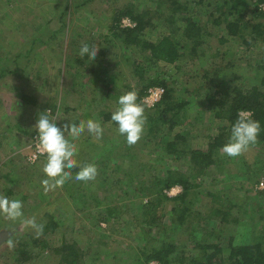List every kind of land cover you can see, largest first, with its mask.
<instances>
[{"label":"rangeland","instance_id":"374dc122","mask_svg":"<svg viewBox=\"0 0 264 264\" xmlns=\"http://www.w3.org/2000/svg\"><path fill=\"white\" fill-rule=\"evenodd\" d=\"M156 1L0 0V73L5 72L2 76L0 74V95L6 98L1 99L4 106L12 110L17 106L21 91L28 90L34 92L31 101L36 102V105L33 104V107L27 109L28 116L23 117V124L28 125L29 131L36 130L33 127L35 120L48 109L50 119L58 117L56 122L61 128L66 123L70 125L75 120L78 122L79 112L84 111L88 116L83 121L97 120L104 130L99 138L90 134L87 129L78 138L68 137L77 146L74 158L79 164L82 165L85 158L90 161L88 163L96 164L98 175L95 180L76 181L74 177L77 172L74 171L73 179L67 180L55 191L45 192L41 184L47 178L42 170L46 158H39L34 164L26 162L30 141L26 152L16 161L9 160L12 155L9 148L0 150V196L19 199L23 204L24 217L36 213L38 223L47 222L45 214H49L48 216L58 222V228L45 238L49 247L53 250L60 247L63 241H76V248L86 250L84 260L82 259L84 264L132 263L130 260H121L117 250L126 247L133 239H136L132 243L135 245L137 241L139 245L151 242L143 232L138 234L135 229L139 221L135 223L132 218L137 215L143 220L140 210L148 199L146 196L135 195L133 188L138 187V182L143 180L148 185L151 183L149 180L152 174L162 176L170 169L188 174L189 168H192L188 160V150L212 153L213 163H209L203 174L194 181L196 186L192 190L198 198L191 206L192 211L187 222L178 231L168 229V236L165 238L170 236L184 243L185 255L189 256L196 251L193 241L214 240L226 249L228 237L232 238L233 245H237L251 240L253 231L263 234L264 217L257 223L255 221L260 214H264V194L259 193L264 189H259L258 185L260 180L264 181V140L251 145L238 157L221 155L220 149L223 145L212 148L210 145L213 138L221 133V139L225 141L223 144L227 143L228 123L220 115H216L218 106H208L207 102L213 104L219 97L228 102L234 95L231 89L233 86L245 90L254 85L259 76L264 75V41L256 37L255 31H251L255 29L253 25L263 23L264 19L252 13L254 0H250L249 8L242 11V20L247 23L242 37H232L224 29L212 26L213 18L208 14L213 12L214 0H205V4L197 6L193 5L197 0H187L188 6L193 7L194 19L206 23L210 34L204 38L198 57L185 55L176 63L167 64L152 61L148 53L142 50L122 49L121 39L111 34L115 30L112 25L123 10L148 9L152 19L150 18V25L142 32V38L154 42L166 35L167 24L163 18L169 12L163 6L158 7ZM213 14L216 19L220 12L215 11ZM122 18L129 19L126 15ZM131 22L135 25V22ZM223 37L224 42L220 40ZM82 43L98 48L94 60L87 55V60L84 59L85 56L81 58L78 55ZM136 64L142 67V79L135 70ZM2 65L5 67L3 70ZM100 70L104 72L96 76L100 80L95 83L93 76ZM12 76H15V80L17 77L21 80V91L19 83L16 86L17 82L13 81ZM104 77L111 81L108 88L103 87ZM151 78L159 79L165 84V88H171L169 103L175 106L174 125L168 129V124H159L160 136L157 133H148L150 112L147 110L143 135L135 145L129 146L126 137L118 132V125L111 117L108 121L103 120L100 112L112 114L118 106L120 95L130 90L137 92ZM152 87L164 89L163 85ZM145 95L146 92L141 97V102ZM10 96L11 99L8 100ZM207 96H210L209 100ZM80 99L86 103L80 102ZM62 103L72 109L79 105L78 108L81 109L78 112L70 110L64 113ZM97 106L101 107L96 108ZM145 107L148 108L146 105ZM35 133L37 131L31 134ZM176 134L178 138H175ZM166 140H172L176 150L185 152L180 153L182 156L176 161L174 158L165 157L163 153ZM94 149L100 153L106 150L109 154L113 153V156L92 158ZM128 151L135 158L129 160L130 157H126ZM138 162L145 167L138 166ZM127 173H131L133 179H129ZM114 182L116 183L113 184ZM74 188L82 192L89 188L90 193L102 198L103 204L117 205L118 210L113 213L115 215L109 224L98 219L101 213L93 205L84 208L85 203L76 204L71 199L70 192ZM173 188L171 194H167L168 191L165 194L173 197L181 192L178 185ZM189 198L194 197L192 195ZM171 205L172 201H163L157 206L155 216L160 223L169 222L166 218ZM215 208L223 212L229 211L228 219L231 223L228 234L224 230L225 224L221 215H215L209 221L205 219L206 213H213ZM235 219L237 222L233 221ZM1 230L12 234L10 235L14 247L9 248L6 242L0 245V264H59L60 257L54 251L39 254L38 243H34L27 235L34 238L35 231L20 221L10 222L0 217ZM214 230L221 233L218 240L212 234ZM160 232L155 228L150 235L154 238ZM98 238L106 244L103 246L106 262L100 259L90 262V258L94 256L91 248L95 240L99 241ZM17 242L22 244L17 246ZM23 245L28 252L25 260L17 255L16 250ZM15 256L21 261L16 262Z\"/></svg>","mask_w":264,"mask_h":264},{"label":"trees","instance_id":"16d2710c","mask_svg":"<svg viewBox=\"0 0 264 264\" xmlns=\"http://www.w3.org/2000/svg\"><path fill=\"white\" fill-rule=\"evenodd\" d=\"M249 1L250 0H214L215 6L213 7V12H220V15L214 19L213 12H209V17H211V19L213 18V20H211L212 26L224 29L226 34L232 37L241 38L242 31L247 24L242 20V11H245L247 8H249ZM263 1L264 0L253 1L254 7L252 9V13L258 14L260 18L264 19L257 6L258 3ZM156 2L158 7L163 6L164 9L169 12L168 16L163 18V21L167 24L168 33L166 35L158 38L154 42L142 38V32L147 26L150 25L148 21L152 19L150 16V11L146 9L144 11L123 10L117 17L116 23L114 22L112 25V28L116 30L111 32L112 36L121 39L120 42L122 44V49L134 48L135 50H142L144 53H148L152 61H162L167 64H174L185 55L198 57L199 48L205 41L204 38L206 35L210 34L209 30L206 29V23L194 19V13H192L193 7L190 8L188 6L186 3L187 0H157ZM203 4H205V0H197L196 2H193L194 6ZM125 15L128 16L131 21L135 22L134 26H125L123 28L119 26L121 17ZM221 17H223V19H221ZM252 27L255 28L251 29V31H255L256 37L264 41V22L253 25ZM220 40L224 42L225 38L223 37ZM245 43L248 44V42ZM84 59L87 60V56H85ZM15 61L16 59H14V62ZM1 68L2 70L5 69L3 65ZM135 70L142 79V67H139V64H136ZM102 72L104 71L100 70L97 72V74H95V76H93L95 77V83L100 80L96 76ZM0 74L2 76L5 74V72L1 71ZM10 75L11 74H9V76ZM106 78L107 77H104L102 79L103 87L108 88L111 86V81L107 80ZM258 78V81L254 85L246 88L245 90H242L237 86H233L231 89L233 90L232 92L234 95L228 102L226 100H222L221 97L214 101L215 103L213 104L207 102L208 106H218L216 115H220L222 119L227 121L228 125L226 128V134H228V136L231 134V126L235 122L238 112L249 111L252 115V118L260 122L261 130L257 142L264 140V75L259 76ZM156 85L164 86L163 96L161 100L153 107L146 108L145 104L141 102V97L145 94L147 88ZM137 93V102L144 105L145 112L147 110L150 112L148 116V133L153 135L156 133L158 134L160 128L159 124H168V129H171L174 125L173 117L175 114V106H171L169 103L171 98V88H165V84L161 80L151 78L146 84H142ZM207 98L209 100L210 96H207ZM95 100L97 99L95 98ZM26 102L36 105V102L34 101L27 100ZM80 102L86 103L82 99H80ZM61 105L63 106L62 110L64 113H68L70 110L78 112L81 109L78 108L80 107L79 105L73 109L67 104L62 103ZM99 107L101 106H97L96 108ZM100 113H102L103 120L108 121L111 117V114H108L107 112L102 111ZM87 116V112L80 111L77 119L78 122L75 120L74 123L79 124L81 121L79 119L81 118L83 120V118H86ZM164 135H166L165 132ZM221 135L222 133L213 138V141L210 145L211 148L224 145L223 143L225 141H222ZM158 136L160 135L158 134ZM178 137L179 136L176 134L175 138ZM164 147L165 152L163 153H165V157L174 158V161L182 156H180V153H185L183 150H176L172 140H166ZM95 152L96 150L94 149V156L92 158L98 157L97 159H101V156H113V153L109 154L106 152V150L103 151V153L96 152L95 154ZM187 153H189L187 154L188 160L192 167L189 168L188 174L170 169L163 173L162 176L152 174L151 179L149 180L151 183L148 185L146 181L143 180L142 182H138L140 184L138 187L133 188L135 195L146 196L148 200L144 206H141L142 210H140V216L143 220H140L137 215L134 216L132 220L135 223L136 221H139V225L136 224L135 228L137 233L141 234L143 232L145 237L151 242L149 241V244L139 245L137 241V245H135L132 243L135 242L136 239H133V242H130L128 245H126V247H122L117 250V252L120 254L121 260L126 262L130 260L132 262L131 264H149L151 262H156L158 264H264V227H261L263 231L262 235H259L253 231L251 240H248L245 243L233 245L231 243L232 238L228 237L229 240L226 249L221 247L214 240L193 241V243L196 245V251L195 254H191L189 256L185 255V249L183 246L184 243H181L174 238H170V236L169 238H165V236H168L166 234L168 229L173 228L175 231H178L179 228H181V225L187 222L191 215V206L194 204V200L198 198V195L192 190V188L196 186L194 181L197 176L203 174L204 168L209 163H213L211 158L212 153L206 154L200 150H188ZM118 156H121V154ZM126 157H130L129 160L131 158H135V156L130 155L129 151L126 152ZM45 158L46 155L43 159ZM88 161L89 160L85 158L82 160V164L88 163ZM138 166H141V168L145 167V165L140 162H138ZM74 171L78 172L79 170H77V168L71 169V172ZM126 175L129 177V179H133V175L131 173H127ZM115 183L116 182L113 184ZM177 185L181 188L180 193L173 197H169L167 194H165L166 191ZM82 187L84 189V185H82ZM88 189L89 188H86V190L82 192V190L74 188L70 192L71 199H73L76 204L85 203L84 208H89L91 207L90 205H93L94 208L101 213L98 219L100 218L101 221L109 224L110 219L115 215L113 213L118 210L117 205L113 204L111 206V204H103L101 201L102 198L98 195L94 196L89 192L90 189ZM104 190L106 191V189ZM259 193L264 194V190L260 191ZM192 195L194 198H189ZM163 201H172V205L167 211L169 216H167L166 219H168L169 222H166V224L160 223V220L155 216V210L157 206ZM87 202L89 204H87ZM212 212L213 213L207 212V218L205 217V219L209 221L211 217L213 218L215 215H221V220H223L222 222L225 224L224 230L226 229V234H228V227L231 223V221L228 219L229 211L224 210L223 212L219 208H215L212 210ZM48 215L49 214H45L48 220L47 222H43L44 229L42 235H40L39 238L36 236L33 238V236L27 234L28 237L33 239L34 243H38L37 250L39 251V254L41 255L45 252L53 253L54 251L60 257L59 264H84L82 259L86 254V250L81 248L79 249L78 247L76 248V246H78L76 241H72L70 243L63 241V244L60 247L53 248V250L49 247L45 241V238L47 234L53 233L58 228V222L53 220L52 217ZM263 215L264 214H260L255 223L260 221V218L262 219L264 217ZM251 218L250 220H255L254 218ZM233 221L237 222V219ZM141 224L144 225L142 226ZM161 227L162 231L160 232ZM155 228L158 229L161 234L153 238L150 233L151 230ZM212 232V234H214L215 240H218L219 234H221L220 231L218 232L214 230ZM205 234H208V232ZM98 239L99 241L95 240V243L91 248L94 256L90 258V262L96 261L97 259H100L103 262L107 261L104 257L105 251L103 250V246L106 244L102 239ZM21 244L22 243L17 242V246H20ZM16 250L18 251L17 255H21L22 259L24 260L27 259L25 255L28 252L24 248V245L19 247V249L16 248ZM14 259H16V262L21 261L17 256H15Z\"/></svg>","mask_w":264,"mask_h":264},{"label":"clouds","instance_id":"9594fccd","mask_svg":"<svg viewBox=\"0 0 264 264\" xmlns=\"http://www.w3.org/2000/svg\"><path fill=\"white\" fill-rule=\"evenodd\" d=\"M97 52L98 48L95 45L90 47L88 43H82L78 55L81 58L87 55L89 59L94 60ZM137 100L138 93L135 90L127 91L119 96L118 106L111 114V120L118 125V132L126 137L129 146L135 145L141 139L147 120L145 107ZM57 118L50 119L48 109L39 114L33 126L38 133L35 138L38 141V148L42 155H46L42 170L47 178L41 181L45 192L55 191L57 188H61L67 180L73 179L71 172L73 168H79L74 177L76 181H93L98 175L95 163L81 165L77 162L74 158L77 154V146L68 137L78 138L87 129L90 134L99 138L104 131L101 123L89 119L86 122L81 120L79 124L71 122L69 125L66 123L61 128L57 125ZM260 130L261 126L258 120L253 119L250 113L239 111L231 126L229 139L220 149V154H226L229 157L242 155L251 145L257 143ZM22 208L23 204L19 199L0 196V217L10 222L20 221L26 227L33 229L36 237L39 238L43 233L44 225L38 223L36 213L30 217H24ZM11 235L3 241L9 248L14 247Z\"/></svg>","mask_w":264,"mask_h":264},{"label":"crops","instance_id":"0c3cea01","mask_svg":"<svg viewBox=\"0 0 264 264\" xmlns=\"http://www.w3.org/2000/svg\"><path fill=\"white\" fill-rule=\"evenodd\" d=\"M12 78H14V82H17L15 83L16 86L19 83L21 91L22 86L19 77H17V80H15V76H12ZM31 79L33 78L31 77ZM33 93L34 92H28V90L21 91L20 96L17 98L19 99L16 104L17 106L12 110L4 106V101L1 99L6 100V98L0 95V150L9 148L10 153L12 154L9 158L11 161H16L20 156H23V153L26 152V146L31 139V133L36 131L34 129L29 131L27 129L28 125L23 124L25 123L23 117L28 116L27 109L33 107L32 103L26 102L27 100L31 101ZM8 98V100H10L11 96Z\"/></svg>","mask_w":264,"mask_h":264},{"label":"built area","instance_id":"2783aa9c","mask_svg":"<svg viewBox=\"0 0 264 264\" xmlns=\"http://www.w3.org/2000/svg\"><path fill=\"white\" fill-rule=\"evenodd\" d=\"M258 10L264 17V1L257 4ZM134 25L128 18H122L121 19V26H129L131 27ZM164 89L162 87H152L146 90V95L143 98L144 104L150 108L153 107L157 102H159L163 96ZM38 133H35L32 135L30 143L28 144V153L25 157V160L29 164H34L39 158H44L45 155L41 154V151L38 148V141L35 139ZM259 189H264V181L260 180L259 183ZM174 188L172 187L170 190H168L167 194H171V191ZM149 264H158L156 262H151Z\"/></svg>","mask_w":264,"mask_h":264},{"label":"water","instance_id":"95a60500","mask_svg":"<svg viewBox=\"0 0 264 264\" xmlns=\"http://www.w3.org/2000/svg\"><path fill=\"white\" fill-rule=\"evenodd\" d=\"M10 234L11 233L9 231H5V230L0 231V245L3 243L4 240L8 238Z\"/></svg>","mask_w":264,"mask_h":264}]
</instances>
